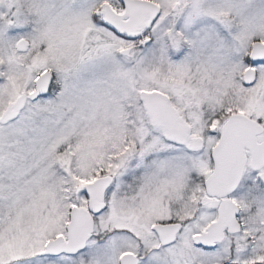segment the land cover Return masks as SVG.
Masks as SVG:
<instances>
[{"label": "snow or ice", "instance_id": "6c2138e0", "mask_svg": "<svg viewBox=\"0 0 264 264\" xmlns=\"http://www.w3.org/2000/svg\"><path fill=\"white\" fill-rule=\"evenodd\" d=\"M0 264H264V0H0Z\"/></svg>", "mask_w": 264, "mask_h": 264}]
</instances>
